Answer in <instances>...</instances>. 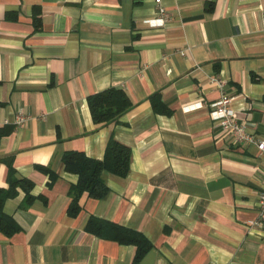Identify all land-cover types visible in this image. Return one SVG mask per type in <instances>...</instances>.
I'll return each instance as SVG.
<instances>
[{
  "label": "crops",
  "instance_id": "obj_1",
  "mask_svg": "<svg viewBox=\"0 0 264 264\" xmlns=\"http://www.w3.org/2000/svg\"><path fill=\"white\" fill-rule=\"evenodd\" d=\"M158 6L163 25L152 24ZM110 88L131 108L95 125L87 98ZM223 95L264 139V0H0V130L12 129L0 139V189L9 158L34 198L23 208L18 190L4 202L20 230L0 233V264H134V247L85 232L90 217L143 235L152 249L138 264H264V157L210 119ZM110 137L130 149L128 175L103 173L106 197L83 194L69 217L77 176L62 155L101 160Z\"/></svg>",
  "mask_w": 264,
  "mask_h": 264
},
{
  "label": "trees",
  "instance_id": "obj_2",
  "mask_svg": "<svg viewBox=\"0 0 264 264\" xmlns=\"http://www.w3.org/2000/svg\"><path fill=\"white\" fill-rule=\"evenodd\" d=\"M38 10H34L32 23L34 31L41 30V21L38 17ZM6 20H15L10 13L6 14ZM153 109L157 113L168 114L158 95L150 98ZM87 105L90 111L92 122L95 125H106L117 122L126 111L131 108V103L125 93L121 90L107 89L87 98ZM12 129L0 130V139L9 135ZM130 149L110 137L101 160H94L86 157L81 152H68L62 155L61 163L64 170L77 176V182L68 190L70 203L67 209L69 217L75 218L79 211V200L83 194L93 200H101L108 194V188L102 179L103 173H109L119 178H125L129 173ZM8 173L6 189H0V233L10 237L17 233L20 228L15 221L4 214L3 205L8 199L14 198L18 190L24 193L23 208L30 206L33 197L30 192L32 184L26 179H18L12 167V160L5 159ZM39 171L50 175V183L54 180L50 170L43 167H36ZM85 232L104 240L116 242L119 245L132 246L135 248L132 262L138 264L152 249L150 242L140 233L126 229L117 224L90 217L84 227Z\"/></svg>",
  "mask_w": 264,
  "mask_h": 264
},
{
  "label": "built area",
  "instance_id": "obj_3",
  "mask_svg": "<svg viewBox=\"0 0 264 264\" xmlns=\"http://www.w3.org/2000/svg\"><path fill=\"white\" fill-rule=\"evenodd\" d=\"M156 4H160V0H155ZM158 13L162 18L152 21L154 25H163L166 14L160 6H158ZM213 85L217 88H222L223 82L218 78L214 77L211 79ZM232 98L223 95L219 100L210 105L209 117L214 122H217L224 131L231 134L233 139L236 142H248L254 144L259 154L264 157V139H255L253 136H250L246 131L245 127L242 124H239L235 120L234 111L231 108ZM202 108V104L198 103L197 105L188 106L185 110H197ZM25 117L19 115L16 118V125L23 124ZM258 207L259 214L256 224H264V187L258 197Z\"/></svg>",
  "mask_w": 264,
  "mask_h": 264
}]
</instances>
